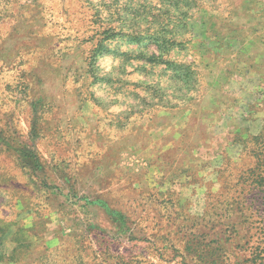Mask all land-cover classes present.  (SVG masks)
I'll return each mask as SVG.
<instances>
[{"label":"rangeland","instance_id":"obj_1","mask_svg":"<svg viewBox=\"0 0 264 264\" xmlns=\"http://www.w3.org/2000/svg\"><path fill=\"white\" fill-rule=\"evenodd\" d=\"M263 157L264 0H0V264H264Z\"/></svg>","mask_w":264,"mask_h":264},{"label":"trees","instance_id":"obj_2","mask_svg":"<svg viewBox=\"0 0 264 264\" xmlns=\"http://www.w3.org/2000/svg\"><path fill=\"white\" fill-rule=\"evenodd\" d=\"M159 26L163 27V32L166 33H171V31H175L180 29L181 26H184L187 24L186 19L183 15L181 14H177V13H173V12H166L163 15H161L160 17H158L157 23ZM152 38V36H151ZM164 42L168 43V44H178V45H182L184 44L181 41H178L176 39H173V37H164ZM255 155L257 156V151H254ZM263 162H260V168L258 169V173H256V175H254V179H253V183L256 185V187L258 186L259 188L261 186L264 187V169L263 172H261V167H264V157L262 158ZM261 161V159L259 160Z\"/></svg>","mask_w":264,"mask_h":264},{"label":"crops","instance_id":"obj_3","mask_svg":"<svg viewBox=\"0 0 264 264\" xmlns=\"http://www.w3.org/2000/svg\"><path fill=\"white\" fill-rule=\"evenodd\" d=\"M218 106H219V101H217V99L213 102V105H207L206 107H209V108H206V110H205V112L203 113L204 115H202L201 116V118H202V121H203V123L206 125V130H209V129H211L212 127H214L215 126V124L216 123H218L219 122V119L221 118V115H219V112H217V110H218ZM171 114H173V113H171ZM192 112L189 114V120H190V117L192 116ZM218 116V117H217ZM172 119H176V118H174V116L173 117H171ZM192 118V117H191ZM199 119V118H198ZM200 120V119H199ZM190 123H191V121H190ZM189 124V123H188ZM199 124H202V123H199ZM186 126V125H185ZM181 130H182V128L181 127H179ZM181 135H183V132L181 133V132H178L177 131V135H176V138L177 139H181ZM154 138H155V136H154ZM173 142V141H172ZM182 142V141H181ZM166 145H167V143H164V147H166ZM174 145H175V141H174ZM168 146H170V145H168ZM176 146H177V141H176ZM179 151H180V149H179ZM181 151H182V149H181ZM162 152V151H161ZM160 152V153H161ZM158 153V152H157ZM159 154V153H158ZM182 161L183 160H185V158H183V159H181ZM159 163H160V161L159 160H157ZM193 162H195V159H194V156L192 155V157L190 158V159H188V163L187 164H192ZM185 167H187V165H185Z\"/></svg>","mask_w":264,"mask_h":264}]
</instances>
